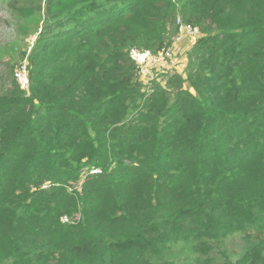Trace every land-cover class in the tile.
<instances>
[{"label": "trees", "instance_id": "16d2710c", "mask_svg": "<svg viewBox=\"0 0 264 264\" xmlns=\"http://www.w3.org/2000/svg\"><path fill=\"white\" fill-rule=\"evenodd\" d=\"M6 2L42 27L0 90V264H264V0ZM179 16L186 77L147 93L128 52Z\"/></svg>", "mask_w": 264, "mask_h": 264}, {"label": "rangeland", "instance_id": "374dc122", "mask_svg": "<svg viewBox=\"0 0 264 264\" xmlns=\"http://www.w3.org/2000/svg\"><path fill=\"white\" fill-rule=\"evenodd\" d=\"M180 17V16H179ZM42 27L41 16L36 15L32 17H23L16 14L13 10V6H10L6 0H0V90L7 91L9 89L10 82L14 78L15 72L18 70L21 64H28L27 57L30 52L33 50V47L36 43L37 36L39 35ZM187 43L181 44L179 48H183ZM192 47V46H191ZM190 47V48H191ZM182 51L176 56L175 59V72L186 77V64L188 62L187 55L188 51ZM167 75L159 76V82L156 80L152 81L150 84L151 87H154L155 84L165 85ZM138 81L141 83L142 87L146 91L143 86V82L145 78L138 77ZM187 87V84H185ZM142 88V89H143ZM168 91L172 92V89ZM147 92V91H146ZM150 93V92H147ZM81 177L82 179L77 184V188H80L83 183V178L86 175L85 169H82ZM49 183L45 184V187L48 186ZM68 184L67 192L69 191ZM106 211V210H104ZM111 213V212H110ZM112 214H117L116 211ZM139 218H142V214L138 215ZM79 214H75L73 216L72 221L79 220ZM62 224H65V219L61 220ZM74 224V223H72ZM118 230H115L116 233ZM82 236V234H80ZM43 239V238H40ZM42 240H38L40 243ZM32 243H36L33 239L29 238L24 241V247L26 249H30L33 246ZM226 250L236 251V246L232 243V241H228L225 245Z\"/></svg>", "mask_w": 264, "mask_h": 264}, {"label": "built area", "instance_id": "2783aa9c", "mask_svg": "<svg viewBox=\"0 0 264 264\" xmlns=\"http://www.w3.org/2000/svg\"><path fill=\"white\" fill-rule=\"evenodd\" d=\"M175 27L177 28V38L170 46L156 53L139 51L137 49H130L128 52L130 61L137 68L138 77L145 78L143 86L147 92H151V86L148 82L151 83L154 80L159 82V76L174 73L176 71L174 68L176 56L182 49L183 51H187L200 38L198 29L184 24L180 17L175 20ZM184 40L187 44L183 48H179ZM14 78L20 90L27 93L29 80L26 63L20 65L14 74Z\"/></svg>", "mask_w": 264, "mask_h": 264}, {"label": "crops", "instance_id": "0c3cea01", "mask_svg": "<svg viewBox=\"0 0 264 264\" xmlns=\"http://www.w3.org/2000/svg\"><path fill=\"white\" fill-rule=\"evenodd\" d=\"M186 41L184 40L183 42H182V44H184Z\"/></svg>", "mask_w": 264, "mask_h": 264}]
</instances>
